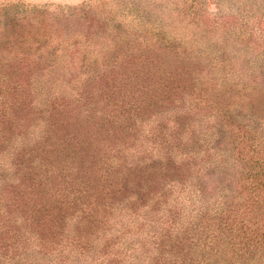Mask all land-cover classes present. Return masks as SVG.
<instances>
[{
  "label": "rangeland",
  "instance_id": "374dc122",
  "mask_svg": "<svg viewBox=\"0 0 264 264\" xmlns=\"http://www.w3.org/2000/svg\"><path fill=\"white\" fill-rule=\"evenodd\" d=\"M0 65H11L14 80L42 86L36 100L45 109L51 101L71 109L80 93L93 102V76L110 66L124 71L111 79L119 89L127 83L123 92L140 109L157 87L144 116L152 126L138 119L126 145L140 156L157 145L163 155L164 129V146L191 153V170L176 187L167 180L166 198L147 199L145 219L127 233L147 245L166 211V227L181 238L171 256L264 264V0H0ZM139 65H156L154 77L142 75L147 94L133 76ZM76 111L64 129L93 133V113Z\"/></svg>",
  "mask_w": 264,
  "mask_h": 264
},
{
  "label": "trees",
  "instance_id": "16d2710c",
  "mask_svg": "<svg viewBox=\"0 0 264 264\" xmlns=\"http://www.w3.org/2000/svg\"><path fill=\"white\" fill-rule=\"evenodd\" d=\"M142 67L137 66L133 76L147 94L142 75L145 71L154 77L156 65ZM113 72L124 78L122 69L111 66L93 76V102L80 93L69 99L76 102L71 109L57 101L45 109L36 100L45 90L42 86L33 89L30 79L14 80L11 65H0V264L187 263L185 257L171 256L181 238L173 236L171 223L166 227V211L159 217L160 229L145 239L148 246L127 233L129 224L145 219V206L159 195L168 196L167 180L172 187L184 183L191 153L175 144L168 150L164 129L159 135L163 155L157 145L149 156L127 146L126 138L138 131V119L140 125L152 126L153 121L144 119L145 110H152L159 91L153 88L150 103L140 109L136 98H127L134 94L123 92L127 83L121 89L115 85ZM69 100L64 98V104ZM73 110L93 113V133L82 137L78 127L64 129L66 119L77 116ZM151 174L161 181L142 187L140 181Z\"/></svg>",
  "mask_w": 264,
  "mask_h": 264
}]
</instances>
